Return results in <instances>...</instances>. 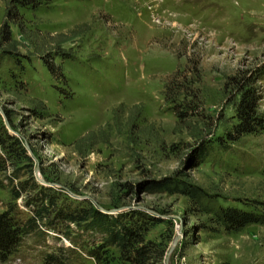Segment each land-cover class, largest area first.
<instances>
[{
	"label": "rangeland",
	"instance_id": "374dc122",
	"mask_svg": "<svg viewBox=\"0 0 264 264\" xmlns=\"http://www.w3.org/2000/svg\"><path fill=\"white\" fill-rule=\"evenodd\" d=\"M33 2L0 0V115L27 145L35 179L60 193L59 203L161 218L146 233L166 248L153 264H165L177 234L168 264H264V222L230 233L203 211L264 212V131L225 135L237 122V74L258 76L264 118V0ZM164 177L200 186L201 207L146 188ZM9 201L0 187V213ZM63 231L70 237L45 228L24 235L0 264H43L47 254L103 264L87 253L99 233L72 224ZM110 252L108 264H129Z\"/></svg>",
	"mask_w": 264,
	"mask_h": 264
},
{
	"label": "trees",
	"instance_id": "16d2710c",
	"mask_svg": "<svg viewBox=\"0 0 264 264\" xmlns=\"http://www.w3.org/2000/svg\"><path fill=\"white\" fill-rule=\"evenodd\" d=\"M35 1L32 5L41 3L40 0ZM57 54L63 57L71 55L59 49ZM46 65L50 72H53V64ZM256 79H249L245 73L231 77L235 91L234 109L237 122L225 132L228 140L235 141L244 134L264 131V118L257 110L260 96L255 86ZM176 88L180 87L176 86ZM173 95L172 102L183 106L179 98L182 95L180 93ZM175 113L179 117L184 116L182 111L178 110ZM6 118L9 119L8 114ZM221 139L217 140L221 141ZM199 150L195 163H198L206 152L203 145L199 146ZM24 165L27 170L26 177L22 179L25 175L21 172ZM0 187L8 188L10 194L6 209L0 213V258H7L12 254L26 234L39 231L41 228L64 234L63 228L69 229L71 224L83 231H95L100 234V242L87 250L88 255L97 263H109L113 256L110 248H115L119 258L129 264H153V261L156 259L160 261L165 255V246L160 247L159 244L146 240L150 226L161 218L150 216L141 210L110 213L92 204L74 203L66 197L59 203L60 193L35 179L31 156L27 153L23 142L5 126L1 115ZM146 188L150 191L182 194L195 207L197 205L201 207L202 199L207 195L200 186L193 184L189 179L178 180L173 177L152 180L146 184ZM19 198L28 210L27 215L21 214L16 203ZM198 209L203 210V208ZM203 211L212 213L211 221L230 233L237 232L249 224L264 222V212L244 210L234 206ZM65 235L70 237L69 233ZM43 264H62V260L55 254H47Z\"/></svg>",
	"mask_w": 264,
	"mask_h": 264
},
{
	"label": "water",
	"instance_id": "95a60500",
	"mask_svg": "<svg viewBox=\"0 0 264 264\" xmlns=\"http://www.w3.org/2000/svg\"><path fill=\"white\" fill-rule=\"evenodd\" d=\"M4 120H5V123L7 124V119H6L5 116H4ZM26 147H27V145H26ZM37 171H38V166H36V172H37ZM42 182H44V181L42 180ZM44 183H46V182H44ZM46 184H50V183H46ZM96 207H98L99 209L103 210L99 205H96ZM103 211H105V210H103ZM112 211H113V210H112ZM112 211H107V212H112ZM179 236H180V234H177V235L174 237V239H173V241H172V245L169 247V249H168V251H167V255H166V258H165V264H168V256H169L170 252L172 251L174 245L177 243Z\"/></svg>",
	"mask_w": 264,
	"mask_h": 264
}]
</instances>
